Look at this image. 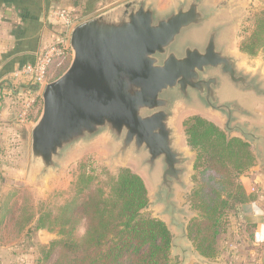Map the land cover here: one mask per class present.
<instances>
[{
	"label": "water",
	"instance_id": "obj_1",
	"mask_svg": "<svg viewBox=\"0 0 264 264\" xmlns=\"http://www.w3.org/2000/svg\"><path fill=\"white\" fill-rule=\"evenodd\" d=\"M205 6L204 0H178L160 11L148 0H129L75 26L71 64L45 86L42 114L31 132L37 179L58 174L63 161L89 142L118 144L120 157L131 149L145 152L150 166L162 165L155 205L163 204L177 221L173 225L186 230L176 220L175 196L177 187L187 189L192 158L177 146L175 113L196 94L206 110L226 119L229 135L254 142L255 129L234 117L250 112L235 101L220 103L216 90L225 77L264 98L261 86L238 71L236 55L218 48L217 31L202 47L175 52L186 30L221 12Z\"/></svg>",
	"mask_w": 264,
	"mask_h": 264
},
{
	"label": "rangeland",
	"instance_id": "obj_2",
	"mask_svg": "<svg viewBox=\"0 0 264 264\" xmlns=\"http://www.w3.org/2000/svg\"><path fill=\"white\" fill-rule=\"evenodd\" d=\"M204 2L207 9L214 7L216 11L221 12L212 14L203 25L186 30L174 45L175 52L183 53L188 46L202 47L209 34L217 31L218 48L228 47L229 52L237 57L238 71L247 76L250 82L259 84L264 92V50L261 49L256 55H249L242 49L254 30L256 17L264 12V0H204ZM7 3L13 5L14 7H11L14 10L20 11V17L24 14L26 19L33 20L30 26L35 29L36 56L64 42L65 34L69 33V30L66 32L64 23L57 20L55 15L57 11L70 12L77 26L113 8L105 9L101 0H0L2 10L8 8ZM87 3L89 7H86ZM54 78L53 76L49 81L53 82ZM15 82L22 84L20 81ZM19 86L15 84L16 91L12 94L16 97L15 102L21 104L25 102V94H22L24 90ZM43 91L44 89L34 104L29 119L34 125L42 114ZM216 96L220 103L235 101L250 112L246 116L234 114V117L240 118L241 125L256 122L257 112L261 114L264 112V103H258L259 95L241 91L225 77L220 80ZM206 108L196 94H191L184 106L178 108L173 121L174 129L181 140V147L194 157L190 174L186 179L187 189L177 187L175 196L176 205L180 210L176 220L178 218L181 224H185L186 230L173 225L177 224V221L171 219L163 204L155 205V193L162 176V165L156 163L154 167L150 166L145 152H135L131 149L120 157L115 151L118 144L114 145L111 141L89 142L87 146L77 149L63 161L58 174L45 179L42 177L44 180L41 181L32 173L31 127L27 128L18 120L13 124L8 119L5 122L7 127L0 134V264H54L63 251L60 242L67 240V235L60 233L59 228L55 226L60 213L59 208L72 200L87 201L100 189L107 196L112 181L117 179L122 169L131 170L144 181L150 206L142 212V216L161 220L171 231L173 261L178 264H191L195 256H200L188 231L192 221L199 216L190 202L191 194L198 187L195 179L197 172L194 168L198 151L188 144L185 122L193 117H201L224 131L223 122L213 117V113ZM250 128L253 129V125ZM225 134L227 135L226 132ZM84 175L94 178V181L87 189L81 191L77 184L79 178ZM233 217L234 215L230 217L229 233L223 250L232 240L230 233L234 226ZM86 230L87 221L84 219L75 228L74 240L81 241L86 236ZM55 242L58 243L53 246Z\"/></svg>",
	"mask_w": 264,
	"mask_h": 264
},
{
	"label": "trees",
	"instance_id": "obj_3",
	"mask_svg": "<svg viewBox=\"0 0 264 264\" xmlns=\"http://www.w3.org/2000/svg\"><path fill=\"white\" fill-rule=\"evenodd\" d=\"M242 49L249 55L264 50V12L256 17L254 30ZM33 60L29 58V62ZM59 63L54 80L68 69L70 58L55 57L49 72ZM185 127L189 146L198 151L194 167L198 187L190 202L199 216L189 226V236L199 255L213 261L227 241L230 217L240 205L252 200L242 179L254 166L255 157L250 144L240 138L229 139L201 117L189 119ZM93 181L84 175L77 185L83 191ZM110 188L107 196L100 189L87 201L72 200L59 208L55 226L67 240L60 242L63 251L54 264H178L171 256L173 235L166 224L142 216L150 205L142 178L122 169ZM84 219L86 236L75 241V228Z\"/></svg>",
	"mask_w": 264,
	"mask_h": 264
},
{
	"label": "crops",
	"instance_id": "obj_4",
	"mask_svg": "<svg viewBox=\"0 0 264 264\" xmlns=\"http://www.w3.org/2000/svg\"><path fill=\"white\" fill-rule=\"evenodd\" d=\"M101 1L105 5V9L122 4L120 0ZM148 1L158 10L165 11L169 6L176 4L178 0ZM6 6L8 8L5 10H2L0 6V134L7 127L5 122L8 119L13 124L17 123L16 120H18L21 106L20 103L15 102L16 97L12 94V92L16 91L15 84L20 85L19 87L24 90L22 94H25V101L33 102L36 99L38 100V93L35 92L34 86L27 83L18 84L12 78V72L28 63L29 58L35 60V29L30 26V23L33 24V20L30 18L26 19L24 14L20 17V11L18 9L14 10L11 7L13 5L7 3ZM86 7H89L88 3ZM258 100V103H264V98H259ZM31 113L26 121L27 125L23 124L27 128L31 127L32 130L34 123L29 120ZM212 116L223 122L225 131L226 119L217 114H212ZM255 119L256 122H248L249 130H252L250 128L252 125L255 129L252 136L254 142L246 140L239 133L234 132L229 135L225 131L230 138L240 137L252 147L256 161L248 176L242 180L252 200L237 208L233 217L234 226L231 228L230 233L232 240L227 243L219 257L213 261H208L197 255L191 264H264V112L262 114L257 112ZM237 123L240 124L239 117ZM176 135L178 148L192 158V164L194 157L181 147L180 137L178 133Z\"/></svg>",
	"mask_w": 264,
	"mask_h": 264
},
{
	"label": "built area",
	"instance_id": "obj_5",
	"mask_svg": "<svg viewBox=\"0 0 264 264\" xmlns=\"http://www.w3.org/2000/svg\"><path fill=\"white\" fill-rule=\"evenodd\" d=\"M120 1L121 3H124L129 0ZM55 15L57 20L64 23V25L66 26V32H68L69 30V33L64 37V42H62V45L54 46L47 52L38 54L33 62H28L23 66H20L12 75L14 81H20L22 82V84L27 83L34 86L36 89L35 92L38 93V97H40L42 89H44L45 86L49 84V82H51L49 81L50 78L54 76L56 70L61 66V63H59L53 72H49V66L52 64L53 59L55 57H63L64 59L73 57L69 43V34L75 28L76 24L72 20L73 18L70 12L60 10L57 11ZM35 101H25L20 104L21 108L18 115V120L20 122L26 123Z\"/></svg>",
	"mask_w": 264,
	"mask_h": 264
}]
</instances>
